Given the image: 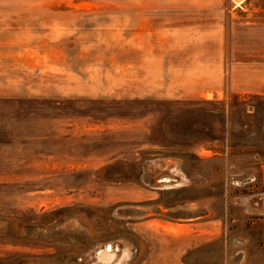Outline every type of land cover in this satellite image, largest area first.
I'll return each mask as SVG.
<instances>
[{
	"label": "rangeland",
	"instance_id": "374dc122",
	"mask_svg": "<svg viewBox=\"0 0 264 264\" xmlns=\"http://www.w3.org/2000/svg\"><path fill=\"white\" fill-rule=\"evenodd\" d=\"M253 20L264 0H0V264L264 252V96L226 85Z\"/></svg>",
	"mask_w": 264,
	"mask_h": 264
},
{
	"label": "crops",
	"instance_id": "0c3cea01",
	"mask_svg": "<svg viewBox=\"0 0 264 264\" xmlns=\"http://www.w3.org/2000/svg\"><path fill=\"white\" fill-rule=\"evenodd\" d=\"M231 34L226 77L228 92L240 98L249 95L264 96V20L234 22ZM219 94L218 91L216 98H221ZM261 168L264 180V165ZM191 225L200 229L198 234L205 229V225L201 223H191ZM201 237L202 240L206 239L204 235ZM252 242L251 237L230 236L228 239H222L221 264H254L259 261L263 264V251L257 253L248 251L247 245Z\"/></svg>",
	"mask_w": 264,
	"mask_h": 264
}]
</instances>
